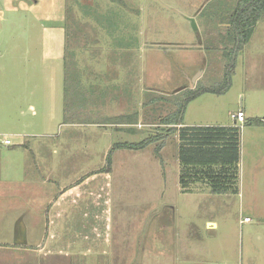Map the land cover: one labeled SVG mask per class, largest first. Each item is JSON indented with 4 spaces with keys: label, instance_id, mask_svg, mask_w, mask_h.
I'll use <instances>...</instances> for the list:
<instances>
[{
    "label": "rangeland",
    "instance_id": "obj_1",
    "mask_svg": "<svg viewBox=\"0 0 264 264\" xmlns=\"http://www.w3.org/2000/svg\"><path fill=\"white\" fill-rule=\"evenodd\" d=\"M63 1L0 6V139L12 143L0 146L1 167L34 164L31 151L8 162L17 142L42 145L37 153L47 159L71 150L63 168L74 188L89 192L83 201L91 211L84 221L94 222L103 234L100 244L89 245L80 236L61 238L64 231L57 230L58 257L52 264H133L122 255L134 239L146 251L147 261L137 264H264V175L254 190L240 184L238 192L211 193L197 183L190 191L198 194L183 193L176 132L137 152L112 151L110 170H104L115 142L166 133L172 126L160 120L174 110L175 99L184 98L186 88L222 81L223 51L230 46L226 22L237 0ZM245 101L264 112V18L237 59L229 89L198 96L188 105L186 120L228 124L229 111ZM135 112L131 125L109 123ZM248 140V132L240 137L241 160L257 164ZM12 188L11 183L10 193ZM6 199L0 194L3 207L14 213L17 198ZM80 213L70 215L75 233ZM2 216L12 223L13 215L6 220L0 210ZM6 234L0 220V240ZM19 255L14 259L3 252L0 264H36L31 250Z\"/></svg>",
    "mask_w": 264,
    "mask_h": 264
},
{
    "label": "crops",
    "instance_id": "obj_2",
    "mask_svg": "<svg viewBox=\"0 0 264 264\" xmlns=\"http://www.w3.org/2000/svg\"><path fill=\"white\" fill-rule=\"evenodd\" d=\"M43 1L46 2L47 0H0V6H18L23 3H29L31 6L36 7L43 4ZM49 1H52L55 6H58L59 4L64 5L63 0ZM60 14H62V11L60 12ZM62 21L63 17L60 18L59 23L61 24ZM247 69L248 71H251L250 69H253V65H248ZM63 81V94L65 95L66 83L64 77ZM72 93L73 92L71 90V94ZM190 103L188 105H190ZM242 104H244V107H241L240 109H237L235 111H229V117L231 113L241 110L245 115V121L250 117H259L264 119V112L253 110L249 104H246V101L242 102ZM28 107L31 109L33 108L32 105H28ZM187 110L188 109L186 108L183 121L184 125L187 126H229L235 124L231 118V122L228 124L202 123L195 120H186ZM27 113H31V110L29 109ZM64 114L65 111L63 110L62 118H64ZM119 117L121 118V115ZM62 123H66V120L63 119ZM118 124L131 125L132 123ZM127 130L130 132L129 129ZM246 132H248V145H250V150L253 151L254 155L257 156L259 160L257 164L254 161L246 163L244 162V160H241L242 157H240L238 164V191L240 190V184L242 185V188L254 190V183L259 179V175H264V124L245 125L244 123H242L240 136L241 140L242 134H245ZM11 134L15 136L21 135V133ZM22 136L25 135L22 134ZM5 139L7 138L0 139V146L10 147L12 143L10 141L8 144L4 143ZM41 146L42 145L38 143L27 145L24 142H17L16 144H13L11 148V152L13 154L8 162H11L13 160V156L15 154H18L19 152L28 153V151H31V156H33L34 161L33 165L14 164L12 165V167H3L2 164L1 167L0 162V194L2 198H7V203L9 202V198H17V202L16 204H14L16 209H11L14 213H9V210L3 207L4 202L2 201V205L0 201V210L2 213H5L6 220L10 218L9 214L13 215L12 220H10L12 222L10 223V225L9 223H5L2 221L4 216L0 218L3 231L7 232V234L4 235L5 240H0V254H2L3 252H9L15 259V257L22 258V256L19 255L20 252L31 250L35 253L34 258L36 259V264H40V261L44 264H52V260H56V258L58 257L57 251L54 248L55 242H57L58 240V233H56L57 230H62V232L64 231V233H60L61 238L64 234L69 238V240L79 239L80 236V239L84 238V240H87L89 242V245L100 244V241L103 240V234L100 232L101 230L99 231V228H97L98 226H94V222L92 223V225L91 222L84 221V217L87 218L88 213H90L91 211V205H84L83 201L84 199L88 198L89 192L77 187L74 188V179H69L67 177L65 169L63 168L69 160L71 161L73 157L72 151L70 150V152H67L65 150V156L61 158L55 157L47 159L41 157V154L37 153V150H40ZM129 151L133 152L134 150ZM59 154L63 155V152L60 151ZM3 156L4 153L2 154V157ZM40 161L47 163L46 166L42 167L39 163L36 164V162ZM75 164L82 165L81 162ZM59 166L62 167V171L59 170ZM34 167H37V170ZM38 168H40V170ZM42 170H44L45 174L42 173ZM21 174L24 175L23 177H25V180H23V178H19ZM65 177H67V179ZM244 180H248L249 184H245ZM11 183L13 184V188L11 189L12 192L10 193ZM207 190L209 191L208 187ZM184 193L198 194L196 191H189ZM92 208L98 209L99 206H94ZM77 210L80 211V214H83L84 216L83 218H81L80 222H77V225H80L78 228L80 230L75 233L74 221L70 223L71 225H69V220L70 215H75ZM103 211L105 210H102L100 212L101 215L103 214ZM93 214L96 217L98 212H93ZM61 216H64V222L67 220L65 225H59L58 223V219ZM96 223L98 224V221H96ZM50 230L54 232H51L49 234L48 232ZM66 231H69L71 233L66 234ZM100 235L102 236V238H100ZM66 242L67 244L73 243L72 241ZM48 247H50V249H48ZM91 252L92 251H90L89 249L88 253L90 254ZM125 255L127 256V259L124 261L133 262V264L147 261L144 258L146 255V251L145 249L139 250L138 245L136 244V239L133 240L129 251L126 254L122 255V259L125 258ZM7 257L9 256L6 255L5 258ZM150 264H153V262H150Z\"/></svg>",
    "mask_w": 264,
    "mask_h": 264
},
{
    "label": "trees",
    "instance_id": "obj_3",
    "mask_svg": "<svg viewBox=\"0 0 264 264\" xmlns=\"http://www.w3.org/2000/svg\"><path fill=\"white\" fill-rule=\"evenodd\" d=\"M263 18L264 0H237L226 22L230 46L223 51L226 62L222 81L215 87L186 88L184 98L179 101L175 99L174 110L160 120V124L172 127L166 129L163 135L147 136L138 142H115L106 154L104 170H110L113 150H142L168 132H176L177 160L180 165L178 184L181 192H189L191 186L197 183L205 184L211 193L238 192L241 126L236 123L229 126H187L183 123L184 114L188 104L201 94H221L229 89L237 59L250 40L256 24ZM152 100L156 101L157 98ZM136 120L137 112L122 115L113 123L131 124ZM243 123L263 125L264 119L250 117Z\"/></svg>",
    "mask_w": 264,
    "mask_h": 264
},
{
    "label": "built area",
    "instance_id": "obj_4",
    "mask_svg": "<svg viewBox=\"0 0 264 264\" xmlns=\"http://www.w3.org/2000/svg\"><path fill=\"white\" fill-rule=\"evenodd\" d=\"M230 118L234 121V123L240 124V123H243L245 121V115L241 110H238L236 112L231 113ZM4 143L8 144L9 140L5 139ZM246 220H248V219L246 218Z\"/></svg>",
    "mask_w": 264,
    "mask_h": 264
},
{
    "label": "water",
    "instance_id": "obj_5",
    "mask_svg": "<svg viewBox=\"0 0 264 264\" xmlns=\"http://www.w3.org/2000/svg\"><path fill=\"white\" fill-rule=\"evenodd\" d=\"M191 86V85H190ZM180 90V89H179Z\"/></svg>",
    "mask_w": 264,
    "mask_h": 264
}]
</instances>
